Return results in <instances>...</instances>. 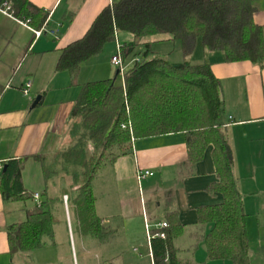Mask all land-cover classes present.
<instances>
[{
	"label": "trees",
	"instance_id": "16d2710c",
	"mask_svg": "<svg viewBox=\"0 0 264 264\" xmlns=\"http://www.w3.org/2000/svg\"><path fill=\"white\" fill-rule=\"evenodd\" d=\"M5 1L23 20L32 16L35 21L41 12L29 0H0V5ZM255 11L254 0H119L104 7L84 36L62 49L57 70L75 79L82 64L116 41L118 33H130L132 40L118 45L116 55L122 60L118 76L80 84L68 119L66 147L31 155L43 170L41 193L24 185L30 155L0 167L4 200H35L27 208V219L7 228L10 251L57 245V226H68L63 194L51 193L60 177L71 180L67 197L72 230L77 229L83 240H111L117 230L97 212L92 185L99 170L131 153L137 139L181 132L187 148L184 172L192 174L212 146L218 180L208 190L224 197L198 209L200 222L211 224L205 235L208 257L251 264L248 214L228 128L232 120L227 118L221 82L212 66L246 60L263 66L264 31L254 20ZM45 20L43 15L38 27ZM157 41L181 42L183 61L154 50ZM131 55L133 64L123 72L121 67ZM167 224L156 230L165 237L151 239L154 264H184L175 244L184 225L175 213Z\"/></svg>",
	"mask_w": 264,
	"mask_h": 264
},
{
	"label": "crops",
	"instance_id": "0c3cea01",
	"mask_svg": "<svg viewBox=\"0 0 264 264\" xmlns=\"http://www.w3.org/2000/svg\"><path fill=\"white\" fill-rule=\"evenodd\" d=\"M29 1L41 11L35 21L31 20L32 16L23 20L14 15L11 2H8L11 15L0 10V86L3 87L0 91V167L10 159L30 155L23 171V181L31 189L25 184L24 178L29 164L31 172L37 169L35 163L39 165L42 184L45 185L41 164L31 155L46 152L47 149L54 152L65 144L63 140L68 132V119L80 84L106 79L96 77H108V73L112 72L107 70L108 63L95 57L82 64L74 79L69 72L57 70L61 51L84 36L104 7L119 0ZM254 4V20L263 26L264 31V0H254ZM43 15H46V20L38 27ZM36 31H41V34L37 35ZM132 38L122 33L118 45ZM112 48L110 45L107 49L108 55L112 54L111 66L114 64L112 57L116 55L112 53ZM212 70L221 82L223 103L229 111L227 118L232 120L228 128L236 158L235 172L244 194V208L247 212L252 202L257 206V210L251 207L257 211L255 217L247 212L248 232L249 221L253 218L251 222H254V228L259 229L254 242L260 243L262 238L259 236L263 228L257 216L260 214L261 188L264 186V64L260 66L247 60L221 62L214 64ZM25 88L28 89L27 93L23 91ZM38 96H41L40 102L31 107ZM212 149V146L208 148L192 174H186L183 165L187 158L184 133L135 140L133 151L119 157L112 165L115 177L111 178V182L118 198L119 210H110L106 205L99 215L113 228L117 229L119 224L125 225L129 239L148 249L150 264H154V257L147 229L155 234L158 225L167 222L173 213L184 225L182 234L175 239L184 264H233L208 257L205 235L210 231L211 224L199 220L200 207L224 200L222 193L208 190L218 180ZM138 170H152L154 174L139 180ZM97 205L98 196L96 208ZM29 206L30 203L24 200H4L0 192V264H27L26 257L31 258L35 251L43 249L10 251L7 228L25 221ZM68 217L71 231L70 214ZM115 219L118 221L117 227L113 224ZM94 242L98 246L99 242ZM75 248L72 242L63 256L40 264H78ZM252 259L251 255V264ZM116 263L140 264L132 260L121 263L113 255H109L105 262Z\"/></svg>",
	"mask_w": 264,
	"mask_h": 264
},
{
	"label": "rangeland",
	"instance_id": "374dc122",
	"mask_svg": "<svg viewBox=\"0 0 264 264\" xmlns=\"http://www.w3.org/2000/svg\"><path fill=\"white\" fill-rule=\"evenodd\" d=\"M122 33L124 32L118 33L117 40L107 43L104 49L102 50V52L95 56V57H99L100 60L108 63L107 70L109 69V71H112L111 73H108L109 74L108 77H96V78L100 79V78L115 77L116 71L118 70L119 66L114 65V64H112V66L110 65L112 54L108 55L107 49L111 45L113 47L112 53L114 54L117 53L116 44L118 46V38L120 37ZM126 34L131 35L132 37V34L130 33H126ZM122 43H123V39H122ZM153 49L156 51H159L163 55H168L169 59L172 61H183L184 59V56L181 50V42L179 41H157V42H154ZM133 58L134 56L131 55L123 63L121 67L123 72L128 70L132 66ZM89 78L90 77H88L87 80H89ZM226 115L227 116L229 115L228 109H226ZM67 135L68 134H66V137L68 138ZM66 137L63 140V142L65 141L66 142L62 146V148H65L66 145L68 144ZM49 150L50 149H47L46 152L47 151L51 152ZM112 165L113 164H108V165H105L103 168H101L92 184L95 194L99 198V206L97 205L98 213H100V211L103 212V209L106 208V205L110 207V210H113V211L119 210L118 198L112 187V182H111V178L113 179V177H115L114 170L112 172V167H113ZM35 166L37 167V169L35 168V170L31 172L29 171L31 164H29L28 168L25 171L24 178H25V184L27 186H30L31 189H34L35 192L39 194L43 191L44 185L42 184L43 178H42V171L40 170L41 168L36 163H35ZM152 172L154 174V171ZM70 183H71V180L68 177L58 178L56 181V184L51 186V193L52 194H58V193L63 194V197L65 198L66 194H68L70 191ZM261 189H262V196H260V199L262 203L260 205V208H261L259 211L260 214L259 216H257L258 223L263 228L262 234L259 236V238H262L260 243L257 241L254 242V238H257L258 236L257 233L259 229L258 227L256 229L254 228V222H251L253 218L249 221L250 229L248 233H249L250 247H251L250 253L253 258L252 264H264V186ZM31 202L33 201H29V203ZM249 204L250 205H249V208H247V212L248 213L251 212L252 214L251 217H255L256 212H257L255 211L257 210L256 203L252 202ZM68 207H69V204L67 205V207L65 204L67 225L69 223V217H68L69 214L67 213ZM251 207L254 208L255 210L251 209ZM248 216H247V219H248ZM117 222H118L117 219H115L113 224H115L116 226ZM69 227H70L69 225L65 226L64 223L62 224L60 223L56 228L57 229V240H58L57 245L50 243L46 245L45 248L43 247L42 250L35 251L33 253V256H31V258L29 257L25 258V261L27 262V264H40V263H44V261L46 260L48 261L49 259L54 260L58 258L59 255L61 257V255L63 256L64 253H66L69 247V244L72 245V242L76 246L75 256L78 259V264H94V262L95 264H99V262H101L102 264H105L107 258H109V255L118 257L121 263L123 261L129 262L132 260V261H138V263L140 264H150V259L148 256V249L146 248V246L141 245L138 242L129 239L130 235H128L127 228L125 225L119 224L118 227L116 226L117 231H116V234L112 236L113 239L111 241L109 239L108 241L100 242L99 244L97 242L98 246L94 244L95 243L94 238L93 239L88 238L87 240H83L81 233L77 231V229L72 230L71 228V231H70ZM83 248L84 249L90 248V249L84 251ZM134 248H137V249L135 250ZM70 250H71L70 253L72 254L73 253L72 247H70ZM140 255L142 256L141 258L139 257ZM17 264H24V262L23 263L18 262Z\"/></svg>",
	"mask_w": 264,
	"mask_h": 264
},
{
	"label": "built area",
	"instance_id": "2783aa9c",
	"mask_svg": "<svg viewBox=\"0 0 264 264\" xmlns=\"http://www.w3.org/2000/svg\"><path fill=\"white\" fill-rule=\"evenodd\" d=\"M1 4L2 5H0V10L3 13H5V14L11 15L10 14V8H11L10 4L7 1H5V2H3ZM36 34L37 35H40L41 34V31H36ZM112 62L115 65H117V66H121L122 60H121L120 55L119 54L118 55H114L112 57ZM23 91L25 93H27L28 92V89L25 88ZM152 175H153V172L151 170H138V173H137V177H138L139 180H142L145 177L152 176ZM36 198H38V195H36ZM65 204H66V207H67V205H68V197H67V195L65 196ZM158 226H159V228H162L163 229V228L167 227L168 224L165 221V222L160 223ZM155 236L165 237V233L163 231H161V232H158L157 234L156 233L153 234V233H151V231L149 229H147V237H148V241H149V246H151V239L153 237H155Z\"/></svg>",
	"mask_w": 264,
	"mask_h": 264
},
{
	"label": "water",
	"instance_id": "95a60500",
	"mask_svg": "<svg viewBox=\"0 0 264 264\" xmlns=\"http://www.w3.org/2000/svg\"><path fill=\"white\" fill-rule=\"evenodd\" d=\"M119 72H120V70L118 69V70L116 71V75H115V77L118 76ZM40 99H41V96H38V97L35 99L34 103L32 104V107H35V106L40 102ZM4 168H6V166H5Z\"/></svg>",
	"mask_w": 264,
	"mask_h": 264
}]
</instances>
